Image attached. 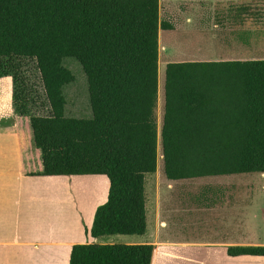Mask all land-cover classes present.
<instances>
[{"label":"trees","instance_id":"16d2710c","mask_svg":"<svg viewBox=\"0 0 264 264\" xmlns=\"http://www.w3.org/2000/svg\"><path fill=\"white\" fill-rule=\"evenodd\" d=\"M160 0H0V78L12 76L13 108L30 118L42 175H106L92 238L147 231L146 175L161 140L168 179L264 173V58L170 61L159 130ZM87 76L92 117L66 113L64 64ZM34 62L46 114L33 113ZM10 95V90H9ZM153 243H75L69 264H152ZM264 256V244L228 247Z\"/></svg>","mask_w":264,"mask_h":264},{"label":"rangeland","instance_id":"374dc122","mask_svg":"<svg viewBox=\"0 0 264 264\" xmlns=\"http://www.w3.org/2000/svg\"><path fill=\"white\" fill-rule=\"evenodd\" d=\"M161 19L173 25V29L160 30L159 45V100L157 119L159 130L164 112L165 68L170 61L264 58V0H160ZM64 64L75 75V80L65 87L68 99L66 113L75 117H92L87 76L81 63L74 57L64 59ZM28 84L36 89L37 104L33 113L46 114L40 107L43 101V83L34 62L25 67ZM12 79V76H10ZM13 81V80H12ZM10 78H0V123L11 129L14 120L13 86L10 97ZM14 109V108H13ZM28 118V117H27ZM27 129V125H23ZM157 171L146 175L147 231L143 235L110 234L93 239L92 210L95 204L107 200L109 178L106 175H77L74 189L87 219V230L78 231L77 240L96 243L141 244L152 241L159 234L161 239L178 241H208L224 237L235 238L238 243L264 242V173L204 176L170 180L164 171L161 140L158 147ZM78 177H90L82 179ZM206 198V199H205ZM235 203L238 214L251 222L237 232L194 231L181 224L197 214L210 209L204 204L217 206ZM214 209V208H213ZM212 210V209H211ZM214 211V210H213ZM228 212V210L226 211ZM211 213V212H209ZM91 215V221H90ZM158 215L167 222L157 228ZM212 230V229H211ZM221 236V237H220ZM29 256L40 258L43 247L30 246ZM264 258V257H263ZM221 264H229L227 262ZM243 264V263H240ZM264 264V259L258 263Z\"/></svg>","mask_w":264,"mask_h":264},{"label":"crops","instance_id":"0c3cea01","mask_svg":"<svg viewBox=\"0 0 264 264\" xmlns=\"http://www.w3.org/2000/svg\"><path fill=\"white\" fill-rule=\"evenodd\" d=\"M8 77L11 97L13 81ZM2 120L0 117V122ZM12 120L11 129L2 128L0 123V264H69L73 245L86 243L77 240L76 233L88 229L85 228L86 216L78 207L77 188L74 189L77 175L40 174L42 154L34 144L30 118L14 113ZM25 123L27 129L22 128ZM231 203L218 205V209H215L217 203L204 204L210 209L208 212L181 224L196 232L242 231L239 229L251 221L242 213L238 214L235 203ZM97 206L95 204L91 213L93 219ZM166 222L158 215L157 228ZM143 243L155 245L152 264H254L264 259V256L229 255L231 245L264 244L238 243L230 236L189 242L161 239L157 234L152 241ZM30 246L43 247L44 255L29 256Z\"/></svg>","mask_w":264,"mask_h":264}]
</instances>
